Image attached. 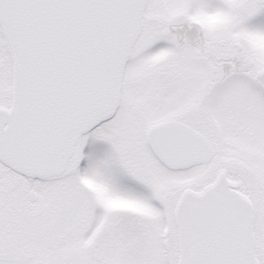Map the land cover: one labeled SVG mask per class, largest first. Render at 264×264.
<instances>
[{
  "label": "snow or ice",
  "instance_id": "snow-or-ice-1",
  "mask_svg": "<svg viewBox=\"0 0 264 264\" xmlns=\"http://www.w3.org/2000/svg\"><path fill=\"white\" fill-rule=\"evenodd\" d=\"M0 264H264V0H0Z\"/></svg>",
  "mask_w": 264,
  "mask_h": 264
}]
</instances>
